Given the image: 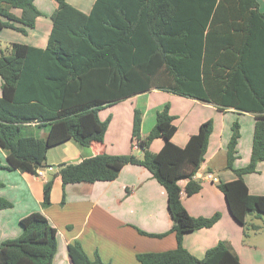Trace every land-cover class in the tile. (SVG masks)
Segmentation results:
<instances>
[{"label":"trees","instance_id":"trees-1","mask_svg":"<svg viewBox=\"0 0 264 264\" xmlns=\"http://www.w3.org/2000/svg\"><path fill=\"white\" fill-rule=\"evenodd\" d=\"M52 27L45 48L12 42L0 50V148L13 168L37 175L46 165L49 146L74 139L84 146L102 142L111 116L98 111L138 92L154 88L254 113L251 153L235 168L239 124H231L225 168L235 178L217 181L228 210L242 227L246 217L264 214V195L252 194L243 179L264 161V10L258 0H94L85 14L68 0H54ZM13 9L19 10L16 15ZM40 15L34 0H0V29L21 33ZM16 22L20 25H17ZM175 116L166 102L156 112L146 137L140 135L142 114L133 109L131 145L140 155L100 153L80 162L60 163L42 187L41 206L50 205L53 178L62 186L112 180L114 165L136 164L150 171L166 191L176 246L136 254L140 264H241L227 241L220 240L202 258L183 245V234L211 227L219 218L191 216L180 199V179L190 196L201 188L194 175L204 162L212 121H203L183 146L171 141ZM47 127L44 138L22 135L21 127ZM162 138L156 152L152 140ZM65 194L62 193L61 204ZM12 203L0 197V209ZM19 236L0 242V264H52L57 230L40 211L19 221ZM260 229L250 224L253 232ZM141 234L162 237L165 233ZM244 235L245 230L243 229ZM72 264H105L97 251L89 257L77 241L67 244Z\"/></svg>","mask_w":264,"mask_h":264},{"label":"crops","instance_id":"crops-1","mask_svg":"<svg viewBox=\"0 0 264 264\" xmlns=\"http://www.w3.org/2000/svg\"><path fill=\"white\" fill-rule=\"evenodd\" d=\"M81 12L88 14L94 0H68ZM35 3V0H34ZM260 10H264V0H258ZM36 5V4H35ZM37 7V5H36ZM51 12L39 9L35 25L26 28L25 33L10 29H0V50L10 51V43H22L37 48H45L52 27ZM18 15L19 10L13 9ZM17 25H20L16 22ZM0 77V95H1ZM157 99L154 101V95ZM129 101V109L125 115L124 126L114 124V114L119 109L116 104ZM170 103V113L175 116L173 123L176 130L171 141L183 146L190 135L198 131L199 125L213 119V132L209 135L208 145L201 164L194 178L199 179L201 188L188 196L184 192L187 179H180V199L187 212L194 217H210L215 212L220 218L208 228H199L183 234L182 245L197 258H202L205 251L218 241L229 243L238 255L241 264H264V245L257 241H247L243 227L231 216L225 198L217 187V181H230L235 178L231 170L225 168L226 147L230 137L231 118L227 113L249 114L252 118V132L245 157L238 155L239 137L236 149L237 155L233 167H241L237 163L242 160L246 165L250 158L251 142L255 116L250 111H240L232 106L217 105L196 98L173 94L150 88L98 111L99 117L105 119L111 116L108 128L102 142H92L88 146L81 145L70 138L49 146L46 151V165L43 167V177L29 172H21L13 168H0V197L12 203V207L0 209V242L21 234L20 219L33 212H42L57 230V247L52 264H72L67 254V244L77 241L89 257L98 252L105 264H140L136 254L148 251H164L176 246L175 235L168 232L172 226V217L168 207V198L163 186L159 184L148 169L136 164L114 165L118 171L112 180H96L66 184L63 188L61 178L55 175L50 192V205L41 206L43 183L57 172L60 163L75 164L83 158L100 153L137 154L139 149L131 145V120L133 109L141 111L142 120L140 135L146 137L155 123L156 112L163 105ZM103 114L105 117H102ZM119 127V128H118ZM124 127V128H123ZM22 135L44 138L46 126L28 123L21 127ZM163 144L162 138L152 140L149 149L156 152ZM1 163L8 164L5 152L0 148ZM213 164V165H211ZM218 164V166H216ZM54 165V168L46 166ZM264 161L258 162L256 172L248 173L243 179L252 194L264 195ZM262 169V170H261ZM256 174L258 177H253ZM65 194L61 204L62 193ZM165 233L162 237L141 234Z\"/></svg>","mask_w":264,"mask_h":264},{"label":"rangeland","instance_id":"rangeland-1","mask_svg":"<svg viewBox=\"0 0 264 264\" xmlns=\"http://www.w3.org/2000/svg\"><path fill=\"white\" fill-rule=\"evenodd\" d=\"M71 1V0H70ZM35 4L37 5V7L39 9H42L45 12H51V8L54 7V0H35ZM159 96H162L160 94H158ZM158 95H154V101L155 99H157ZM116 108L115 109H119L118 110V114L115 115L114 114V124L115 125H119V127L122 125L124 126L126 120H127V115H125L127 109H129L130 105H129V101H126L125 103H119L116 104ZM102 117H105V115L103 114ZM226 118H231V123H230V127L231 124L236 121L239 124V133H240V144H239V154L242 158L245 157V152L248 150L249 147V142H250V137H251V132H252V118L251 115L249 114H234V113H227ZM212 121V131L213 132V125H214V121L213 119ZM118 127V128H119ZM124 128V127H123ZM229 130L231 128H228ZM210 133V134H211ZM238 165L240 166H244V161L240 160L238 163ZM213 165V164H211ZM216 166H218V164H216ZM264 169V168H263ZM262 170V169H261ZM258 173H264L263 171H260ZM253 177H258L256 174H252ZM201 182V181H200ZM246 225L243 227V229L245 230V239H247V241L253 242L254 240L257 241V244H262L264 245V214H262L260 217H254L252 215H248L246 217ZM258 224L260 226V229L253 232L252 230H250V224Z\"/></svg>","mask_w":264,"mask_h":264},{"label":"built area","instance_id":"built-area-1","mask_svg":"<svg viewBox=\"0 0 264 264\" xmlns=\"http://www.w3.org/2000/svg\"><path fill=\"white\" fill-rule=\"evenodd\" d=\"M134 146L136 147V145H134ZM37 176H40V177H43L44 176L42 170H38L37 171Z\"/></svg>","mask_w":264,"mask_h":264},{"label":"water","instance_id":"water-1","mask_svg":"<svg viewBox=\"0 0 264 264\" xmlns=\"http://www.w3.org/2000/svg\"><path fill=\"white\" fill-rule=\"evenodd\" d=\"M137 154H140V150L138 151ZM55 166L54 165H51V166H46V168H54Z\"/></svg>","mask_w":264,"mask_h":264}]
</instances>
